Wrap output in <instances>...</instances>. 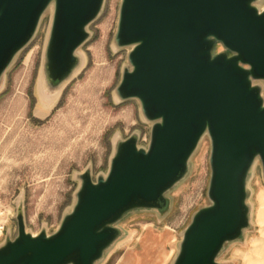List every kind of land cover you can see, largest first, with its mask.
<instances>
[{
	"label": "water",
	"instance_id": "water-1",
	"mask_svg": "<svg viewBox=\"0 0 264 264\" xmlns=\"http://www.w3.org/2000/svg\"><path fill=\"white\" fill-rule=\"evenodd\" d=\"M259 0H120L114 44L130 48L116 96L139 102L151 123L147 148L117 143L105 177H80L71 211L51 235L25 231L0 246V264H95L114 226L135 210H161L186 174L203 136L210 140V204L185 228L173 264H217L248 226L246 183L259 159L264 178V11ZM104 0H0V78L52 7L45 49L48 84L77 66V49ZM217 45L224 51L214 54Z\"/></svg>",
	"mask_w": 264,
	"mask_h": 264
},
{
	"label": "rangeland",
	"instance_id": "rangeland-1",
	"mask_svg": "<svg viewBox=\"0 0 264 264\" xmlns=\"http://www.w3.org/2000/svg\"><path fill=\"white\" fill-rule=\"evenodd\" d=\"M120 0H104L77 49V66L60 84L45 77V49L52 7L41 17L28 44L0 78V246L17 235V212L33 236L53 234L75 202L81 175L96 182L106 176L117 143L135 137L147 148L152 124L135 99L116 96L130 48H118ZM264 11V0L255 3ZM224 51L217 45L214 54ZM260 87L264 102V82ZM210 140L203 136L185 176L165 195L161 210H135L115 223L119 235L95 264H173L193 215L210 204ZM248 226L239 239L226 243L217 264H247L254 242L264 237L258 220L264 208V178L259 159L246 183Z\"/></svg>",
	"mask_w": 264,
	"mask_h": 264
},
{
	"label": "crops",
	"instance_id": "crops-1",
	"mask_svg": "<svg viewBox=\"0 0 264 264\" xmlns=\"http://www.w3.org/2000/svg\"><path fill=\"white\" fill-rule=\"evenodd\" d=\"M246 263L247 264H264V237L254 242V249L251 252V254L247 256Z\"/></svg>",
	"mask_w": 264,
	"mask_h": 264
},
{
	"label": "bare ground",
	"instance_id": "bare-ground-1",
	"mask_svg": "<svg viewBox=\"0 0 264 264\" xmlns=\"http://www.w3.org/2000/svg\"><path fill=\"white\" fill-rule=\"evenodd\" d=\"M258 220L261 224H264V208L258 213Z\"/></svg>",
	"mask_w": 264,
	"mask_h": 264
},
{
	"label": "built area",
	"instance_id": "built-area-1",
	"mask_svg": "<svg viewBox=\"0 0 264 264\" xmlns=\"http://www.w3.org/2000/svg\"><path fill=\"white\" fill-rule=\"evenodd\" d=\"M4 232V225H0V237L2 236Z\"/></svg>",
	"mask_w": 264,
	"mask_h": 264
}]
</instances>
